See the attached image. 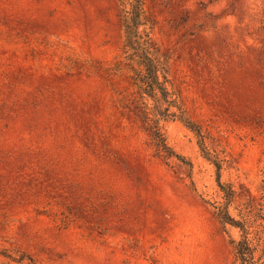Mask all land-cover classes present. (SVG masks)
Segmentation results:
<instances>
[{"label":"rangeland","instance_id":"374dc122","mask_svg":"<svg viewBox=\"0 0 264 264\" xmlns=\"http://www.w3.org/2000/svg\"><path fill=\"white\" fill-rule=\"evenodd\" d=\"M129 0H0V264H234L217 169L180 121L162 157L123 106ZM143 29L236 191L264 195V0H143ZM238 207V209H236ZM23 264H28L26 261Z\"/></svg>","mask_w":264,"mask_h":264},{"label":"trees","instance_id":"16d2710c","mask_svg":"<svg viewBox=\"0 0 264 264\" xmlns=\"http://www.w3.org/2000/svg\"><path fill=\"white\" fill-rule=\"evenodd\" d=\"M125 33L122 56L113 65L101 71L107 76L117 75L124 70L130 72L132 88L130 102L123 106V114L131 115L151 137L158 154L162 157H176L182 163L190 164L184 155L177 153L169 144L163 132V122L180 121L199 139L200 147L207 159L217 169V181L225 194L226 202L217 207V216L224 228L228 225L240 232L238 239L231 238L234 247V264H264V195L247 199L238 209V215L230 211L235 202L236 191L221 180V162L205 143L202 127L188 114L179 90L171 78L169 58L144 28L143 0H129L124 12ZM23 264H40L27 253L19 258L6 255Z\"/></svg>","mask_w":264,"mask_h":264}]
</instances>
